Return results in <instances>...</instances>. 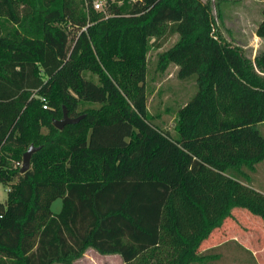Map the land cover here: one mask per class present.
<instances>
[{
    "label": "trees",
    "instance_id": "16d2710c",
    "mask_svg": "<svg viewBox=\"0 0 264 264\" xmlns=\"http://www.w3.org/2000/svg\"><path fill=\"white\" fill-rule=\"evenodd\" d=\"M91 2L0 0V264H71L88 247L118 264H208L218 254L198 246L231 208L264 221L251 185L264 49L250 58L224 40L209 0ZM172 33L157 66L196 88L170 131L146 108L144 77L147 48ZM63 108L81 116L57 128Z\"/></svg>",
    "mask_w": 264,
    "mask_h": 264
},
{
    "label": "rangeland",
    "instance_id": "374dc122",
    "mask_svg": "<svg viewBox=\"0 0 264 264\" xmlns=\"http://www.w3.org/2000/svg\"><path fill=\"white\" fill-rule=\"evenodd\" d=\"M209 1L217 32L224 40L237 43L242 53L251 57L248 47L241 48L247 43L250 33V29L241 27L239 23V8L241 2L244 4L243 0ZM250 20H254L253 15ZM176 37L177 35L172 33L159 39L156 44L149 45L146 51L144 77L146 108L157 124L170 131L173 130L177 107L183 104L196 88L193 74L181 78L176 75L175 64L168 63L163 69L157 66V53L170 46ZM261 47L260 45L257 48L255 54L263 50ZM257 127L264 134V122H259ZM20 163L21 161L17 164L20 166ZM6 189V184L0 182V201L6 198ZM60 204L61 198L57 196L51 201L50 209L56 212ZM218 231L220 233L206 237L197 249L218 254L217 257L208 259V264H264V221L258 216L246 211L245 215H238L236 218L226 217L219 225ZM258 244L259 247L255 249ZM119 262L120 257L117 253L99 254L88 247L71 264H118Z\"/></svg>",
    "mask_w": 264,
    "mask_h": 264
},
{
    "label": "crops",
    "instance_id": "0c3cea01",
    "mask_svg": "<svg viewBox=\"0 0 264 264\" xmlns=\"http://www.w3.org/2000/svg\"><path fill=\"white\" fill-rule=\"evenodd\" d=\"M243 2L244 4H242L241 2L240 8H239L240 10L239 23L241 27H244L245 29H250V33L248 36L247 43H245L242 47L241 46L240 47L241 48L248 47L249 51L251 52L250 58H252L254 54L256 53L257 48L260 45L262 46L261 48L264 49V36L262 37L257 36L254 32L257 23L261 20V11L264 8V0H243ZM251 15L254 16L253 21L250 20ZM229 42L237 45V43L235 42H232V41H229ZM261 161H264V160H261ZM261 161L255 164V170L252 173L251 185L254 188L264 192V173H262V171H264V162H261ZM245 214H246V210H244V208H240V207L231 208V217L233 218L238 217V215L242 216ZM218 228L219 226L214 227L211 230L210 235L220 233V231H218ZM258 247H259V244L255 247V249Z\"/></svg>",
    "mask_w": 264,
    "mask_h": 264
},
{
    "label": "water",
    "instance_id": "95a60500",
    "mask_svg": "<svg viewBox=\"0 0 264 264\" xmlns=\"http://www.w3.org/2000/svg\"><path fill=\"white\" fill-rule=\"evenodd\" d=\"M81 116V114L77 115V116H74V117H71L69 115H67L65 109L63 108L62 109V114H61V117L60 118H55L52 120V123L55 127L57 128H61L62 125L64 123H67V122H74L76 121L79 117ZM38 146H34L32 144H29L27 146V148L22 152V155H21V163H20V166H19V171L20 172H23L25 171L28 166H29V157H30V154L33 150H35Z\"/></svg>",
    "mask_w": 264,
    "mask_h": 264
},
{
    "label": "built area",
    "instance_id": "2783aa9c",
    "mask_svg": "<svg viewBox=\"0 0 264 264\" xmlns=\"http://www.w3.org/2000/svg\"><path fill=\"white\" fill-rule=\"evenodd\" d=\"M105 0H92V8L95 10H102L104 7ZM43 99V97H41ZM42 106H45V104H42Z\"/></svg>",
    "mask_w": 264,
    "mask_h": 264
}]
</instances>
